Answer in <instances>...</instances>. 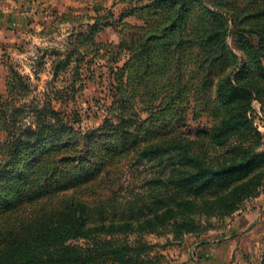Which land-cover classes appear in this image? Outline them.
Returning a JSON list of instances; mask_svg holds the SVG:
<instances>
[{"label":"trees","instance_id":"1","mask_svg":"<svg viewBox=\"0 0 264 264\" xmlns=\"http://www.w3.org/2000/svg\"><path fill=\"white\" fill-rule=\"evenodd\" d=\"M196 2L152 0L145 11H171V24L157 22L131 53L143 91L152 93L149 72L161 74L164 95L143 98L159 129L141 132L132 100L120 98L115 115L96 127L50 107L46 121L9 130L0 162V264H164L153 248L218 227L213 218L234 214L263 191L264 132L251 111L264 83V18L248 26L232 19L244 42L239 66L221 12L217 26L170 37L183 32ZM251 7L254 18L264 17V0ZM188 47L199 51L191 61L171 63ZM202 115L206 121L194 125ZM135 166L145 171L139 184L124 175ZM159 230L167 242L121 238Z\"/></svg>","mask_w":264,"mask_h":264},{"label":"rangeland","instance_id":"2","mask_svg":"<svg viewBox=\"0 0 264 264\" xmlns=\"http://www.w3.org/2000/svg\"><path fill=\"white\" fill-rule=\"evenodd\" d=\"M151 1L0 0V162L5 158L3 143L9 130L21 131L46 121V108L50 107L59 111L60 115H68L85 128L96 127L105 117L114 116L117 112V103H113V100L130 98L142 120L150 118L147 122L137 121L141 132L160 128V118L154 111H146L143 98L147 95L161 98L164 95L159 82L161 74L157 70L149 72L146 79L153 88L152 93L143 91L136 83L138 62L134 67V57L131 56L139 46L140 37L154 29L157 22L161 25L171 24L174 16L173 13L169 14L171 11H145V6ZM254 1L198 0L184 23L183 32H173L170 37L193 36L206 24L217 26L215 13L221 12L229 20L227 43L239 55V66H243L244 42L235 33L232 19L240 22V26H248L264 18L253 17L256 11L254 7L249 8V4ZM208 11L210 13H206ZM152 12L155 14L152 15ZM190 48L172 54L171 63L191 61L199 51ZM119 79L122 80L123 92L118 91ZM258 87L262 90V96L259 94L260 102H253L251 115L255 123L261 124L259 130L264 132V83ZM201 121H206L205 115L199 117L194 125ZM144 173L141 166H135L124 175L127 181L139 184ZM9 186L18 188L14 182H10ZM95 193L100 195L101 191ZM247 204L253 206L255 203L251 199L246 200L242 208ZM232 215L213 218L212 221L220 227ZM159 231L163 233H130L121 238L131 242H167L165 232ZM215 234L207 233L202 238L207 239ZM194 241L188 238L178 243L179 248H176V244L164 249L155 247L151 255L161 254L160 260L164 264H183V261L176 262L171 256L181 251L185 256L186 253H194ZM85 242L80 240L77 243ZM242 248L244 261L241 260L240 264H264V218L256 220L254 233L244 239ZM207 251L209 248L203 252L206 254ZM195 254H198L197 251ZM212 257H215L214 251Z\"/></svg>","mask_w":264,"mask_h":264},{"label":"crops","instance_id":"3","mask_svg":"<svg viewBox=\"0 0 264 264\" xmlns=\"http://www.w3.org/2000/svg\"><path fill=\"white\" fill-rule=\"evenodd\" d=\"M263 194L264 190L258 196L251 198V201L255 203L254 207L247 204L245 208L236 211L223 226L211 229L199 236H186L183 242L188 238L195 239L192 246L198 254L194 251L190 255L186 253L185 256L184 251H181L171 257L176 262L183 261V264H240L243 260L244 239L253 235L256 220L264 218ZM213 232L216 233L214 236L207 239L202 238V235ZM176 245V248H179L180 244ZM206 248H209V251L205 254L203 251ZM212 251L215 257H212Z\"/></svg>","mask_w":264,"mask_h":264},{"label":"built area","instance_id":"4","mask_svg":"<svg viewBox=\"0 0 264 264\" xmlns=\"http://www.w3.org/2000/svg\"><path fill=\"white\" fill-rule=\"evenodd\" d=\"M256 125L258 126V128H260V127H261V124H260V123H259V124H258V123H256Z\"/></svg>","mask_w":264,"mask_h":264}]
</instances>
